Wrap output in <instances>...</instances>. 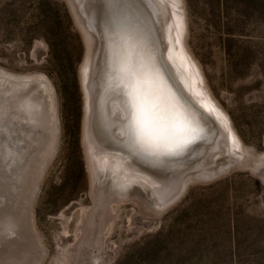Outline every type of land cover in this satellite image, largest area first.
I'll use <instances>...</instances> for the list:
<instances>
[{
    "label": "rangeland",
    "instance_id": "374dc122",
    "mask_svg": "<svg viewBox=\"0 0 264 264\" xmlns=\"http://www.w3.org/2000/svg\"><path fill=\"white\" fill-rule=\"evenodd\" d=\"M160 1L178 45L167 63L225 119L237 147L217 136L206 166L178 168L161 207L117 181L85 136L84 87L89 67L99 71L102 30L69 0H0V264H264V0ZM144 163L149 176L164 174Z\"/></svg>",
    "mask_w": 264,
    "mask_h": 264
},
{
    "label": "bare ground",
    "instance_id": "6f19581e",
    "mask_svg": "<svg viewBox=\"0 0 264 264\" xmlns=\"http://www.w3.org/2000/svg\"><path fill=\"white\" fill-rule=\"evenodd\" d=\"M75 1L104 37L98 74L89 67L86 79L94 162L100 170L111 169L117 181L140 185L159 207L164 206L169 198L162 193L183 177L178 168L183 166L188 173L206 166V155L218 150L217 136L236 148L234 134L182 72L181 84L174 76L168 64L174 63L178 50L173 39L174 19L164 13L160 0ZM96 57L92 68L98 63ZM145 58L151 66L144 63ZM124 69L132 85L136 83L142 118L130 108L126 83L121 79ZM146 161L154 171L164 173L158 180L147 174ZM171 173L174 180L169 178Z\"/></svg>",
    "mask_w": 264,
    "mask_h": 264
},
{
    "label": "water",
    "instance_id": "95a60500",
    "mask_svg": "<svg viewBox=\"0 0 264 264\" xmlns=\"http://www.w3.org/2000/svg\"><path fill=\"white\" fill-rule=\"evenodd\" d=\"M69 4L71 6V9L73 11V13L75 14V16L78 18L79 16L83 19V21H85L84 19V16L82 15V13L80 12V9H79V6L77 5V3L75 2V0H69ZM81 31L83 33V36L86 40V42H90L91 40H95V35L94 33L91 31V29H89L86 24L84 25V27L81 28ZM90 53V52H89ZM93 55V54H92ZM85 93H86V117H85V136H86V139L88 140L89 138H91V133L90 131L88 130V127H89V111H90V107H89V103H88V98H87V89H86V85H85ZM90 141V140H89ZM224 171H227V170H221L219 172H216V175L224 172ZM198 179V178H196ZM186 184H184L183 186V189L185 187ZM147 192V191H146ZM148 195L150 196V198L152 200H154V198L151 196V193L150 192H147Z\"/></svg>",
    "mask_w": 264,
    "mask_h": 264
}]
</instances>
